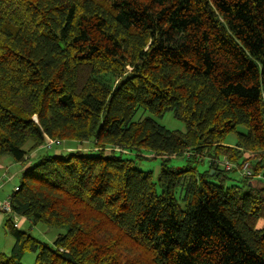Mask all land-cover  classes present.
Instances as JSON below:
<instances>
[{
  "label": "trees",
  "instance_id": "1",
  "mask_svg": "<svg viewBox=\"0 0 264 264\" xmlns=\"http://www.w3.org/2000/svg\"><path fill=\"white\" fill-rule=\"evenodd\" d=\"M47 139L96 152L23 171L0 264H264V185L239 174H264V0H0V160ZM14 217L65 233L42 242Z\"/></svg>",
  "mask_w": 264,
  "mask_h": 264
},
{
  "label": "rangeland",
  "instance_id": "2",
  "mask_svg": "<svg viewBox=\"0 0 264 264\" xmlns=\"http://www.w3.org/2000/svg\"><path fill=\"white\" fill-rule=\"evenodd\" d=\"M142 117H149V114L140 111L138 113V115L136 116V120H139ZM156 120H157V122L160 125L166 127L168 130L181 131V132H185V130H186L185 125L181 121L177 120L173 116L172 113H168L162 119H156ZM235 142H236V137L234 135H230L228 137L227 141H226V143L228 145H230V146L234 145ZM63 147H65V148L66 147H71V148H73L72 150L74 151V153L75 152H80L82 154H87V155H92V154H94L96 152L93 141H90V142L84 143V144H79L77 142H62V144L59 147H56V148H63ZM27 148H29V145L27 146ZM52 150L47 151V153H49L50 155L54 154L52 152ZM38 152H39V155L40 154L44 155L46 153L45 151H38ZM140 156H141L142 159L139 160V161L137 160V168L142 170V171H150V172H152L154 181H157L158 176H159V172H160L161 162L163 161V159L159 158V157H155L149 151H144ZM123 157L136 160L137 154L127 152L126 154L123 155ZM4 158L10 159L9 156L4 157ZM34 162L35 161H33L32 163H34ZM186 164H187L186 158H181V157H171L170 158V165H172L174 167H179L180 168V167L185 166ZM207 167H208L207 162L199 163L197 165V169H198L199 172H203ZM230 176L235 178V179L238 178V176L235 175V174H230ZM20 182H21V177L15 178V180H14L15 184L19 185ZM261 182L264 185V179H262ZM10 190H11V184L9 183L8 180H5L4 182H1V184H0V194L7 193ZM263 225H264V221H260L259 227H262ZM22 230L28 231L33 237L39 239L42 242H46V243H50V244L53 243V241L58 237V235L65 233V230L48 229V228L44 227L41 224H39V225H29V224H27V225H25L22 228ZM4 247H5V244L2 243L0 245V249L5 251ZM13 247L12 246L9 247L8 254H6V256L5 255L2 256L1 259H3V260L8 259ZM35 257H36V255L34 253L27 252L23 256L22 263L23 264H34Z\"/></svg>",
  "mask_w": 264,
  "mask_h": 264
},
{
  "label": "crops",
  "instance_id": "3",
  "mask_svg": "<svg viewBox=\"0 0 264 264\" xmlns=\"http://www.w3.org/2000/svg\"><path fill=\"white\" fill-rule=\"evenodd\" d=\"M233 146V145H231ZM73 148L71 147H63V148H55L52 150V152L56 156H61L66 153L72 152ZM42 151V150H39ZM74 152V151H73ZM42 154L39 155V152L36 151L32 153L29 158L28 162L25 165H21L18 163H15L11 158H3L0 160V184L1 182H4L5 180H8L9 183L11 184V190L7 193L0 194V202H3L10 198L11 194L17 188L19 185L14 183L15 178H19L23 171L33 162L36 161ZM14 183V184H13ZM13 184V185H12ZM8 218V215L0 213V245L3 243L5 244V251L1 250L0 251V258L2 256H6L8 254V249L9 247L14 246V238L7 233V231L4 229V224ZM16 224L20 229H22L25 225L30 224L29 221H27L25 218L22 217H17L16 218ZM5 253V254H4Z\"/></svg>",
  "mask_w": 264,
  "mask_h": 264
},
{
  "label": "built area",
  "instance_id": "4",
  "mask_svg": "<svg viewBox=\"0 0 264 264\" xmlns=\"http://www.w3.org/2000/svg\"><path fill=\"white\" fill-rule=\"evenodd\" d=\"M62 144V142L60 141H55V140H50L47 139L45 145L41 148V150L47 152L50 151L56 147H59ZM215 164H219L220 166H222L226 171H232L234 169H237L238 167L235 164H232L228 161L225 160H216ZM239 174L243 177V178H248V179H257V180H262L264 179V174L258 175L257 177H255L254 175V171L251 168V165L249 162H245L241 168L239 169ZM18 188H15V190H17ZM0 213L2 214H6V215H12V208L10 205V198H8L7 200L0 202ZM16 218L14 217V222L15 224L16 222Z\"/></svg>",
  "mask_w": 264,
  "mask_h": 264
},
{
  "label": "water",
  "instance_id": "5",
  "mask_svg": "<svg viewBox=\"0 0 264 264\" xmlns=\"http://www.w3.org/2000/svg\"><path fill=\"white\" fill-rule=\"evenodd\" d=\"M214 172H212V174H213Z\"/></svg>",
  "mask_w": 264,
  "mask_h": 264
}]
</instances>
